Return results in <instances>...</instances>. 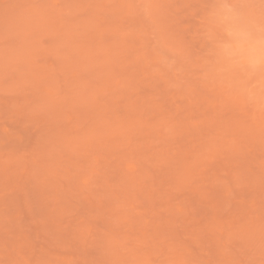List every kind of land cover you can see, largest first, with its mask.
<instances>
[{"label":"rangeland","instance_id":"obj_1","mask_svg":"<svg viewBox=\"0 0 264 264\" xmlns=\"http://www.w3.org/2000/svg\"><path fill=\"white\" fill-rule=\"evenodd\" d=\"M264 0H0V264H264Z\"/></svg>","mask_w":264,"mask_h":264},{"label":"snow or ice","instance_id":"obj_2","mask_svg":"<svg viewBox=\"0 0 264 264\" xmlns=\"http://www.w3.org/2000/svg\"><path fill=\"white\" fill-rule=\"evenodd\" d=\"M262 59H264V55H262Z\"/></svg>","mask_w":264,"mask_h":264}]
</instances>
